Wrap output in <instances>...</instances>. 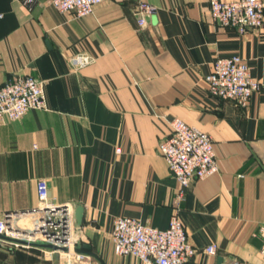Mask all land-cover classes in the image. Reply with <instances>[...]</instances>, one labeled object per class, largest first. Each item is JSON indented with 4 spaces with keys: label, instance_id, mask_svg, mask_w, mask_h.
Segmentation results:
<instances>
[{
    "label": "crops",
    "instance_id": "0c3cea01",
    "mask_svg": "<svg viewBox=\"0 0 264 264\" xmlns=\"http://www.w3.org/2000/svg\"><path fill=\"white\" fill-rule=\"evenodd\" d=\"M138 2L154 9L141 27ZM208 2L103 0L76 16L46 0L29 9L0 0V84L30 74L43 81L48 108L0 121V217L36 207L44 179L49 200L73 212L84 256L72 264H144L114 253L113 219L164 229L174 212L195 248L187 264H217L218 257L222 264H264V23L239 33L214 22ZM78 52L94 62L74 67L69 58ZM233 54L262 83L246 106L211 96L204 79L217 57ZM174 117L210 135L218 165L189 184L178 206L176 180L157 149ZM212 243L216 251L207 254ZM44 254L20 247L8 257L4 249L0 262L64 260L35 258Z\"/></svg>",
    "mask_w": 264,
    "mask_h": 264
},
{
    "label": "built area",
    "instance_id": "2783aa9c",
    "mask_svg": "<svg viewBox=\"0 0 264 264\" xmlns=\"http://www.w3.org/2000/svg\"><path fill=\"white\" fill-rule=\"evenodd\" d=\"M102 1L46 0L58 11L73 12L76 16L90 14L94 6ZM37 2L21 0L28 9ZM208 9L214 22L235 28L239 33L260 28L264 23V4L261 0H209ZM153 10L149 3L138 2L134 13L139 27L146 24ZM69 62L76 68H82L93 63L94 58L85 52H78L69 58ZM204 79L211 96L233 100L240 106H246L252 94L262 85L252 77L246 59L238 54L217 57ZM31 109H48L42 80L30 74H21L0 84V121L17 120ZM169 124L171 132L158 142L157 149L176 180L175 206H178L189 184L217 172L218 165L212 138L207 132L178 117L172 118ZM36 188L39 204L23 211H5L0 217V234L26 242L43 241L66 246L65 251L37 248L46 254L64 257L61 264H72V259L79 260L84 256L75 241L72 209L66 203L49 200L44 179L37 181ZM259 235V254L264 259V226L260 227ZM111 240L115 254L139 258L144 264H187L195 252L177 212L170 216L164 229L144 224L133 217L116 216ZM0 241L12 247H34L2 238ZM215 251L214 243L204 248L207 254H214Z\"/></svg>",
    "mask_w": 264,
    "mask_h": 264
},
{
    "label": "water",
    "instance_id": "95a60500",
    "mask_svg": "<svg viewBox=\"0 0 264 264\" xmlns=\"http://www.w3.org/2000/svg\"><path fill=\"white\" fill-rule=\"evenodd\" d=\"M82 214H83V208H82V206H79L75 210V219H76V223L77 224H81ZM0 238L6 239V240H9V241H13V242L22 243V244H28V245H31V246H34V247H41V248H48V249H61L63 251L67 250L66 246H58V245H55V244H52V243H48V242H43V241L26 242L25 240L14 239V238L2 235V234H0ZM63 240H65V238H63ZM83 247H87V246L85 244H83ZM217 264H222V257H218Z\"/></svg>",
    "mask_w": 264,
    "mask_h": 264
},
{
    "label": "rangeland",
    "instance_id": "374dc122",
    "mask_svg": "<svg viewBox=\"0 0 264 264\" xmlns=\"http://www.w3.org/2000/svg\"><path fill=\"white\" fill-rule=\"evenodd\" d=\"M5 246H6V248H5ZM9 246H12V245H10L9 243H5V242H1L0 241V253H2V251L4 252V249H5V255H7L8 257H14L16 255V253L14 251L15 250H19L20 247H13V250H9ZM50 256L51 255H49V254L47 255V257H46L45 254L44 255H40L39 257H38V255H35V258L37 260H42L43 262H46V261L49 260Z\"/></svg>",
    "mask_w": 264,
    "mask_h": 264
},
{
    "label": "trees",
    "instance_id": "16d2710c",
    "mask_svg": "<svg viewBox=\"0 0 264 264\" xmlns=\"http://www.w3.org/2000/svg\"><path fill=\"white\" fill-rule=\"evenodd\" d=\"M15 249V248H14ZM9 250H13V247L12 246H9ZM18 251L19 250H15L14 252L16 253V254H18Z\"/></svg>",
    "mask_w": 264,
    "mask_h": 264
}]
</instances>
